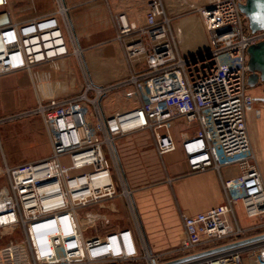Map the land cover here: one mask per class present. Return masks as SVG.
<instances>
[{
  "label": "built area",
  "instance_id": "built-area-1",
  "mask_svg": "<svg viewBox=\"0 0 264 264\" xmlns=\"http://www.w3.org/2000/svg\"><path fill=\"white\" fill-rule=\"evenodd\" d=\"M244 2L214 0L199 7L209 46L190 55L179 50L163 0L150 1L142 25L125 12L114 14L128 73L97 84L63 0L54 14L22 22L12 21L4 8L8 0H0V76L34 74L73 55L86 78L74 95L39 94L36 107L25 113L42 119L52 147L48 157L11 166L0 156L7 184L0 192V242L8 238L0 264H167L235 243L241 244L176 264H244L246 258L264 264V173L247 123L257 99L264 107V95L257 98L248 85L249 48L264 41V29L251 30ZM114 92L130 107L107 114L103 99ZM179 123L196 125L180 142L190 174L221 173L232 165L239 174L222 181L223 204L182 213L178 245L157 252L143 233L116 142L148 131L163 156L178 148ZM116 200L125 201L133 227L114 228L108 213L94 209H108ZM237 203L257 221L253 227L240 224Z\"/></svg>",
  "mask_w": 264,
  "mask_h": 264
},
{
  "label": "crops",
  "instance_id": "crops-1",
  "mask_svg": "<svg viewBox=\"0 0 264 264\" xmlns=\"http://www.w3.org/2000/svg\"><path fill=\"white\" fill-rule=\"evenodd\" d=\"M150 1L152 0H63L79 44L84 49L87 71L95 83L109 84L128 73L122 49L115 41L113 15L125 12L132 21L142 25L145 23ZM212 1L214 0H163L173 19L178 47L183 55L202 51L209 46V34L197 9ZM4 8L12 21L22 22L54 14L57 0H8ZM85 81L81 64L73 55L49 67H38L34 74L23 70L0 76V132L3 138L10 140L13 136L31 135L37 156L30 161L48 157L52 147L42 119L25 113L36 107L39 94L46 97H68L78 93ZM259 82L249 87L251 93ZM257 94L258 91L255 95ZM103 106L107 114H113L129 108L130 103L120 92H114L103 99ZM258 118L262 119L257 120ZM263 118L262 104L247 115L249 126L258 125L259 133L264 123ZM181 125L183 123L177 124L174 129L178 148L163 156L157 153L148 131L125 135L116 142L124 175L128 184L135 189L143 233L153 251L161 252L176 247L179 241L177 228L180 215L197 214L223 204L225 194L222 181L239 174V168L235 165L222 168L221 173L209 170L190 174L180 142L183 133L190 135L196 131V125L187 130ZM232 170H237L236 174ZM161 173L166 179L173 178V182L148 186L150 177ZM119 202L121 200L109 204L107 210L110 211V207L119 205ZM238 209L241 225L253 227L257 221L244 214L242 204ZM127 225L133 227V223ZM244 264H249L248 258Z\"/></svg>",
  "mask_w": 264,
  "mask_h": 264
},
{
  "label": "rangeland",
  "instance_id": "rangeland-1",
  "mask_svg": "<svg viewBox=\"0 0 264 264\" xmlns=\"http://www.w3.org/2000/svg\"><path fill=\"white\" fill-rule=\"evenodd\" d=\"M249 62H250V57H249ZM248 62V63H249ZM258 72V71H257ZM254 73L251 71V74ZM259 73V72H258ZM255 75V74H254ZM249 87H251V85L248 82ZM258 91V94H256V92ZM255 96H258V98H260L261 96L264 95V81L263 82H259V85L256 86L255 88H253V91ZM259 100L256 107H259V104L261 105V100ZM262 118H258L257 120H261ZM264 120V118H263ZM249 120H247L248 123V127L250 128L249 132L251 135V140L254 146L255 151L257 152V156H258V160H259V164L260 167L264 173V123L261 126V131L259 133V129L260 127L258 125H250L249 126ZM255 122V121H253ZM181 126H185L184 128L190 129L192 128V126L194 125H186L183 124ZM0 156H5L6 159L8 160V163L11 166H16L19 165L21 163H25V162H29L30 160H32L33 158H35L37 155L34 151V141L31 135H24V136H13L14 138L12 139V137L10 138V140L8 139H4L3 135L0 132ZM154 142V141H153ZM118 151V150H117ZM3 152V153H2ZM119 154V153H118ZM21 160V161H18ZM122 166V164H121ZM232 173L236 174L235 172H237V170H232ZM150 181L148 183V186H158L160 184H170L172 182H169L168 179L169 178H164V175L161 174H156L153 177H150ZM128 182V181H127ZM170 187V186H169ZM7 191V184H6V179L4 176H0V192H5ZM125 201L119 202V205L114 206L113 208L110 207V211L107 209H101L99 207H95L94 209L97 211H102V212H107L109 213L111 216V221H112V226L115 227H120V226H124L127 225L128 223H133V216L132 213L130 211V209L125 205ZM241 203H237L236 204V211H237V216L239 218V209L238 206ZM113 206V205H110ZM82 213V211H81ZM244 214L245 211H244ZM241 224V222H240ZM180 228V224L178 225L177 230H179ZM89 232V231H88ZM8 241V238H5V242H0V247L4 246L6 244V242ZM228 241V240H226ZM179 242V241H178ZM225 242V241H223ZM218 244V243H217ZM165 251V250H164ZM163 250L161 252H164ZM159 252V251H157Z\"/></svg>",
  "mask_w": 264,
  "mask_h": 264
},
{
  "label": "water",
  "instance_id": "water-1",
  "mask_svg": "<svg viewBox=\"0 0 264 264\" xmlns=\"http://www.w3.org/2000/svg\"><path fill=\"white\" fill-rule=\"evenodd\" d=\"M241 10L248 17L250 28L252 31H258V30L264 29V0H245V2L241 4ZM249 55H250L249 68H250V71L254 73L249 75L248 82L251 86H253L259 81L261 82L264 81V41L256 45H252L249 48ZM237 244H241V243H235V244L223 246V247L216 248L208 252L200 253L198 255L181 258V259L169 262L167 264L181 263L186 260H190L195 257L202 256L207 253H212L214 251L227 248V247H231Z\"/></svg>",
  "mask_w": 264,
  "mask_h": 264
}]
</instances>
